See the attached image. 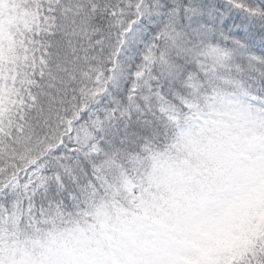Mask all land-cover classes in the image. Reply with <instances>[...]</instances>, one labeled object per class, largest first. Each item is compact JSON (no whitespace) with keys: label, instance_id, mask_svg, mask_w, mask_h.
I'll use <instances>...</instances> for the list:
<instances>
[{"label":"snow or ice","instance_id":"snow-or-ice-1","mask_svg":"<svg viewBox=\"0 0 264 264\" xmlns=\"http://www.w3.org/2000/svg\"><path fill=\"white\" fill-rule=\"evenodd\" d=\"M260 134L264 0H0V239L117 177L159 192L149 168L180 150L186 264H264V198L242 195L254 170L264 187Z\"/></svg>","mask_w":264,"mask_h":264},{"label":"trees","instance_id":"trees-1","mask_svg":"<svg viewBox=\"0 0 264 264\" xmlns=\"http://www.w3.org/2000/svg\"><path fill=\"white\" fill-rule=\"evenodd\" d=\"M188 166L189 158L186 151L178 150L171 157L157 160L149 168V175L151 176L155 171L156 181L163 187L159 192L151 194H148V189H145L138 196H133L132 186L134 185L131 181L126 178H114L110 189L100 191L93 200L78 206H66L63 209L52 210L33 219L28 224L17 223L8 230L5 238L0 239V250L2 251L4 246H10L16 242L21 245L42 242L44 246L50 249H59L65 255L68 253L77 255V250H84V245L82 244H84L85 235L94 238L96 232H99L102 234L101 239L105 242L107 229L112 231L115 225L117 226L116 229H118V226L122 228L124 227L122 222L132 223L134 222L132 221L134 216H137L134 226L138 229L141 237L140 230L143 223L150 230L152 223L157 224V230H178L176 221L178 219H191L194 210L189 209L184 202L171 204V194L168 191V186L171 183V178L186 171ZM254 172L252 171L249 175ZM149 187L152 186L150 185ZM242 195L245 203L252 201L251 194L248 191L242 190ZM172 206H174V209H172ZM169 218L173 221L168 223L167 220ZM156 229H154V233L158 235L159 233ZM185 233L188 236L186 239L175 238V240L182 242L187 240L199 241V237L196 234ZM139 247L150 253L153 249L152 244L146 246L140 244ZM165 249L168 253L177 256L179 246L174 241ZM183 258L182 264H184L183 262L186 259L185 256ZM101 259H104V257H101ZM108 260L112 261L109 257Z\"/></svg>","mask_w":264,"mask_h":264},{"label":"rangeland","instance_id":"rangeland-1","mask_svg":"<svg viewBox=\"0 0 264 264\" xmlns=\"http://www.w3.org/2000/svg\"><path fill=\"white\" fill-rule=\"evenodd\" d=\"M262 137H264L262 134L250 137V142L254 143L256 140ZM190 190V194L198 193L200 192V186L195 181H193ZM171 221H173L171 218L167 220L168 223ZM176 231H180L181 235L186 238V231H181L180 229ZM168 232V234L161 233L158 237L152 239L150 241V243L153 245V249L151 250L152 252H145L142 257H139V253L136 252L134 246V242L136 241L135 238L138 237L136 231L126 230V233H123V229H119L117 232L119 236L118 240L114 242L112 241V239H115L117 234L115 236H111L112 239L107 237V239L111 241V244L107 243L102 245L103 242L99 244V240L91 239L88 235H85V241L84 244H82L84 245V250L78 251L77 255L71 253L65 255L64 252H49L50 248L48 247L43 248L41 251L36 249L34 252L30 253L26 248H24V246L16 247L13 245L10 249H8L10 252L8 259L3 260L2 264H109V262L105 259L109 256H113V258L116 259L113 262L120 263V260H122V264H140L141 261L153 257L155 254L159 255L161 253L167 252L165 248L174 243V241L179 246L177 257L183 258V256H185L186 262L188 259L189 250H187L184 254L182 252L187 246H190V248H193V250L196 249L199 246V241H176L175 238L180 237L173 231ZM150 235L151 233L149 236ZM180 239L184 240L182 238ZM113 243L115 245H113ZM36 246L39 247L41 245L36 244ZM117 252L121 254L115 257ZM190 254L192 255L193 253ZM101 257H104V259H101ZM185 262L183 263L186 264Z\"/></svg>","mask_w":264,"mask_h":264}]
</instances>
